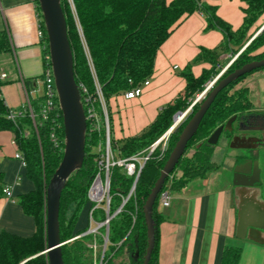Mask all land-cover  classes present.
<instances>
[{
  "label": "trees",
  "instance_id": "16d2710c",
  "mask_svg": "<svg viewBox=\"0 0 264 264\" xmlns=\"http://www.w3.org/2000/svg\"><path fill=\"white\" fill-rule=\"evenodd\" d=\"M245 3L243 24L234 29L219 14L217 6L206 0H73L75 12L69 0H61L68 24V34L74 55L75 79L81 92V100L87 113L83 96V86L96 98L95 106L100 111L96 86L100 85L107 103L111 123L110 99L122 95L150 78L154 71L155 58L161 45L168 39L183 18L201 12L206 16L207 30H218L223 36L221 45L214 49L202 48L192 64L208 62L211 67L195 77L189 64L183 75L187 80V94L168 104L156 120L138 136L128 137L118 143L112 136L111 148L119 159H128L140 153H146L150 146L160 139L174 124V115L185 111L192 105L188 101L202 93L219 74L222 67L221 55L231 54L234 58L264 25V0H241ZM37 7L43 17L39 1ZM44 25V20L42 21ZM82 30V34L79 31ZM46 59L50 60L48 37L44 41ZM8 50L6 36L0 35V55ZM264 58V29L231 63L223 76L228 75L243 65ZM47 63V62H46ZM264 70V67L243 75L225 87L204 116L198 131L188 143L184 155L168 176L156 199L153 217L156 223V243L150 264H158L159 225L165 219L161 211L162 193L180 191L187 187L192 179L207 178L220 169V164L213 159L217 145L210 144L208 138L222 124L237 115V123L256 111L251 97V88L239 86L252 73ZM1 73V71H0ZM0 81V131H11L15 143L26 160L27 176L35 183V189L22 194L19 204L24 212L34 217L36 232L29 237L8 231L0 232V264H49L43 254L46 248V189L59 167L63 154L65 138L64 128L57 132L61 143L52 140L55 123L52 118L46 121L37 116V128L27 107L22 115L12 119L11 110L5 103ZM32 110L39 114L43 97L30 98ZM200 103L195 104L186 119L170 133L167 146L161 144L153 151L143 166L136 189L122 210L109 223L108 244L105 251L107 264H126L116 262L123 257L124 247L132 241L133 258L131 264H143L148 246L147 224L144 216V204L160 176V173L173 150L183 128ZM59 122L63 125V119ZM238 125V126H239ZM87 122L86 153L82 167L68 179L63 189L60 204V236L64 264H93V250L90 244L104 243L105 228L97 234L86 233L88 229L76 231V226L83 209L90 204L88 191L98 172L97 158L99 146L105 141V131L90 133ZM225 130L222 136L228 140L236 133ZM136 175H129L124 166L111 168V204L110 213H115L128 197ZM4 192V175L0 171V195ZM72 208V215L67 212ZM103 205L93 211V219L103 222L106 219ZM86 233V234H85ZM139 256L135 257L136 247ZM241 250L226 247L222 264H239ZM105 263V264H106Z\"/></svg>",
  "mask_w": 264,
  "mask_h": 264
},
{
  "label": "crops",
  "instance_id": "0c3cea01",
  "mask_svg": "<svg viewBox=\"0 0 264 264\" xmlns=\"http://www.w3.org/2000/svg\"><path fill=\"white\" fill-rule=\"evenodd\" d=\"M206 1L217 6L218 14L234 29L243 24L245 3L241 0ZM40 16L37 0H0V35L8 40L7 52L0 55V71L7 75L2 80L6 83L1 86V93L8 108L18 114H23L30 98L41 95L46 55L44 41L38 35ZM206 27V16L201 12L183 18L159 48L151 84L143 94L135 99H127L124 94L110 99V110L116 112L111 120L116 142L141 135L168 104L187 94L183 73L189 64L195 77L211 67L205 61L192 64L202 48L214 49L223 42L220 31ZM229 56L222 54L221 64ZM251 84L250 79L246 85L252 88ZM198 95L188 101H195ZM189 109L190 106L185 111ZM254 127L260 126L245 129L259 132ZM259 140L253 132H236L230 141L226 138L224 144L218 145L213 155L218 163L217 155L227 146L232 149L227 154L230 159L226 169L220 166L225 173L218 170L207 178H195L180 191L169 192L170 205H161L165 219L159 225L158 264H222L226 247L241 250L239 264H264V243L260 242L264 239V184L261 176L254 185L246 184L258 179L260 166L253 175L237 173L241 178H237L238 184L234 182L235 167L245 163L238 162V158L250 150L264 151V139L262 146ZM248 145L256 147H245ZM17 152L13 132L0 131V171L4 187L10 186L13 192L12 198L4 192L0 195V232L29 237L37 226L34 217L19 204V197L35 189V183L28 178L27 167L15 157ZM255 230L260 235L251 238V231ZM132 258L127 253V261L123 262L131 264Z\"/></svg>",
  "mask_w": 264,
  "mask_h": 264
},
{
  "label": "water",
  "instance_id": "95a60500",
  "mask_svg": "<svg viewBox=\"0 0 264 264\" xmlns=\"http://www.w3.org/2000/svg\"><path fill=\"white\" fill-rule=\"evenodd\" d=\"M38 1L47 30L50 62L53 68L55 82L59 93L65 133V145L62 161L46 189V248L43 251V254L47 255L49 264H64L62 247L65 243H67V241L63 242L60 236L61 196L70 176L76 170L80 169L84 163L86 153L87 117L81 100L80 88L75 79L74 55L68 34V24L61 0ZM263 29L264 25L254 34V36L244 46V48L233 58L232 62L251 43V41L263 31ZM228 67H226L206 87V89L190 106L191 110L195 104L200 103L198 110L192 115L183 128L160 173L159 178L155 182L144 204L143 211L147 224L148 246L144 256L143 264H150L155 247L156 223L153 217V208L156 199L158 198L166 182V179L174 171L176 165L184 155L188 143L198 131L204 116L215 101L217 95L239 77L264 67V58L249 62L243 65L241 68L235 69L228 75L223 76ZM182 114H184V112H178L175 115L174 124L167 131V133L172 132V130L176 128L177 125L175 124L177 117ZM236 121L237 115H233L226 121L225 124L220 125L211 134V136L208 138V142L210 144L217 145L225 130L233 131L235 129ZM253 130L264 132V125L260 127H254ZM245 147L254 148L256 146L248 145ZM256 169H258L257 160L247 159L245 163L237 165V167H235L234 174L235 184H238L236 180L237 178H241V174L253 175ZM140 173H138L134 182L133 188L135 189ZM237 173H240V175H237ZM257 175L258 179L250 181V183L246 182V184L254 185L255 181H259L260 169L257 170ZM241 228L244 230L245 226L242 225ZM261 229H264V227ZM253 235H260V232L257 230L251 231V238H254ZM260 242L264 243V239L260 240ZM138 256L139 248L137 245L135 257L138 258Z\"/></svg>",
  "mask_w": 264,
  "mask_h": 264
},
{
  "label": "built area",
  "instance_id": "2783aa9c",
  "mask_svg": "<svg viewBox=\"0 0 264 264\" xmlns=\"http://www.w3.org/2000/svg\"><path fill=\"white\" fill-rule=\"evenodd\" d=\"M69 2L76 15L73 0H69ZM42 21H43V17L40 16L38 19V35L43 41H45L47 38V30L45 27V23L43 25ZM79 31L82 34L81 28H79ZM6 76H7L6 73H0V81L4 80ZM41 84H42L41 85L42 88H41L40 96L43 97V103L39 114L36 115L34 113L30 104L28 108L36 128H37V120H36L37 116H39L40 119L43 121H46L53 117L52 122L55 123V128L52 133V140L56 145H59L61 143V138H59V134L57 131L61 128H64V124L62 125V123L59 122L60 117L63 119V113L61 109L59 93L55 82L53 68L49 59H45V68H44ZM150 84L151 81L150 78H148L145 81H143L140 85L124 93V96L127 99H135L141 96L143 94L144 88L148 87ZM96 93H97L98 101L101 105L100 111L95 106L96 98H93V96L89 94L88 89L85 86H83L84 102L87 109L86 117H87V122H89L90 124L89 131L90 133L95 131L100 132L101 130L105 131V141L98 148V152L100 154V156L97 158L98 172L88 191L89 199L92 204L89 212L91 226L86 233H92L95 235L99 232L100 228L102 227L105 228L104 244L101 246L102 257L101 259L99 258V262H98V256H96L94 260V264H105L103 258L108 244V232H109L110 220L122 210V207L127 202L129 197L135 192V188L132 187L128 197L123 201L122 206L115 213L111 214L110 213L111 168L115 165L124 166L129 175H136L137 177L138 173L141 172L143 166L145 165L146 161L149 159V156L153 153V151L160 144L162 146V149L166 148L167 141L171 132L170 133L166 132L160 139H158L155 143H153L150 146L149 150L146 153L145 152L140 153L128 159L115 158V155L111 148V123L109 118L108 107L102 89L98 84L96 86ZM190 111L191 110L189 109L185 111L184 114L178 116L175 125L178 126L181 122H183V120L187 117ZM19 115H22V113L18 114L11 111L9 117L14 119ZM63 142L65 143V138ZM15 157L22 162V165L24 167H26L25 156L19 149L18 152L15 154ZM4 193L8 198L13 197V192L10 186L4 187ZM160 202L163 207H167L170 205V196L168 192L162 193ZM101 205L104 206L107 217L103 222H96L93 219V211L96 208L100 207ZM90 247L94 250H97V247L99 246L97 245L96 242H94L90 244Z\"/></svg>",
  "mask_w": 264,
  "mask_h": 264
},
{
  "label": "rangeland",
  "instance_id": "374dc122",
  "mask_svg": "<svg viewBox=\"0 0 264 264\" xmlns=\"http://www.w3.org/2000/svg\"><path fill=\"white\" fill-rule=\"evenodd\" d=\"M260 24H263L264 23V17L262 18V20H260L259 22ZM233 60V57L232 55L230 54L229 57H227L226 59L223 60L222 62V67L219 71V74L226 68L229 66V64L232 62ZM218 74V75H219ZM252 80V88H251V97H252V100L254 101V105H255V108H256V111L257 109H261L262 111H259V112H254L252 114H249L248 116L245 117V119H253L254 121H262L264 119V70H259V71H256L254 73H252L251 75H249L242 83L239 84V86H242V85H246L247 82L249 80ZM246 81V82H245ZM201 94V93H200ZM199 94V95H200ZM198 95V96H199ZM263 107V108H258V107ZM110 114H111V120H112V117H115V114L116 112L114 111H111L110 110ZM186 119V118H185ZM184 119V120H185ZM183 120V121H184ZM112 122V121H111ZM182 123V122H181ZM235 124H237V127L241 128L242 130H245V131H250L248 129H245L243 126L239 125L238 126V123L236 122ZM178 127V126H177ZM226 137L225 136H222L220 138V141L219 143L217 144L220 145V144H224L223 142L225 141ZM230 141V140H229ZM231 150V151H230ZM229 152H232V149L230 147H226L220 154L217 155L216 157V160L218 161V163L220 165H222V167H224L226 169V163L228 162V160L230 159L229 156L227 155ZM114 155H115V158L117 157V152L114 150ZM215 154V153H214ZM245 155L243 156H240L238 158V162H245L247 159H252V160H257L258 161V167L260 166V172H261V177H260V181L264 184V151L261 150V152H255L253 150H250V151H247V152H244ZM258 155V156H257ZM220 170V169H219ZM218 171V170H217ZM217 171L213 172V173H218ZM226 171L224 169H221L219 171V173L223 174L225 173ZM211 173V174H213ZM197 178H200V177H197ZM202 178V177H201ZM195 179V178H194ZM192 179V180H194ZM191 180V181H192ZM91 207H87V208H84L83 211L81 212L80 214V217H79V220H78V223H77V226H76V229L77 227L79 229H77L76 231H80V230H83L85 228H88L89 225H90V217H89V210H90ZM72 211L73 209L70 208L69 211L67 212V216L70 217L72 215ZM94 243V242H93ZM97 243V242H96ZM102 244H97L99 247H97V250H93V264H94V260L96 258V256H98V262H99V258L101 259L102 257ZM131 247H132V241H129L126 246L124 247V252H123V258H119L116 260V262H123V261H127L126 259V254H133L132 250H131ZM105 257V255H104ZM103 261L106 263L107 262V258H103Z\"/></svg>",
  "mask_w": 264,
  "mask_h": 264
},
{
  "label": "flooded vegetation",
  "instance_id": "af4514ba",
  "mask_svg": "<svg viewBox=\"0 0 264 264\" xmlns=\"http://www.w3.org/2000/svg\"><path fill=\"white\" fill-rule=\"evenodd\" d=\"M240 125L243 126L244 128H249V127H252V126H263V121H254L253 119H245V120H241L240 121ZM237 133L240 132V133H246V132H253V134L256 135V138H259V144H261L260 146H262V140L264 139V133H259V132H254V131H245V130H242L241 128L237 127L236 129ZM239 130H242V131H239ZM244 131V132H243Z\"/></svg>",
  "mask_w": 264,
  "mask_h": 264
}]
</instances>
